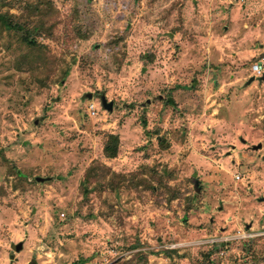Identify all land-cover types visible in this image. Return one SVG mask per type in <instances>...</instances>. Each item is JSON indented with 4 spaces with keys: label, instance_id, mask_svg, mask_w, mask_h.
Segmentation results:
<instances>
[{
    "label": "rangeland",
    "instance_id": "rangeland-1",
    "mask_svg": "<svg viewBox=\"0 0 264 264\" xmlns=\"http://www.w3.org/2000/svg\"><path fill=\"white\" fill-rule=\"evenodd\" d=\"M51 1L42 46L0 25V264H200L220 241L208 264H264V0ZM77 3L88 36L66 51Z\"/></svg>",
    "mask_w": 264,
    "mask_h": 264
},
{
    "label": "trees",
    "instance_id": "trees-1",
    "mask_svg": "<svg viewBox=\"0 0 264 264\" xmlns=\"http://www.w3.org/2000/svg\"><path fill=\"white\" fill-rule=\"evenodd\" d=\"M87 6H91L92 0H84ZM10 3V2H9ZM27 13H22L21 15H16L11 13L9 10L0 11V25L8 30H13L16 34H19L21 40L29 46H42L39 43L37 37L40 35H47L49 37H54V29L59 23V18L57 17L58 9L56 10L53 2L51 0H38L36 2L23 1L22 4ZM56 12V13H55ZM37 17V19H35ZM63 48L66 51H71L78 40L86 38L88 36L87 25L81 18V11L79 3L72 6L70 12L67 13L64 19L63 35H62ZM122 37L120 34H114L111 38L107 40H99L95 42L94 49L99 51L101 47L112 51L115 45H118L119 40ZM114 61L116 63V68L120 67L121 59L118 54H114ZM153 54L144 53L141 54L140 58L142 61L146 59H153ZM194 84L189 85L193 87ZM167 105L177 106V101L174 96H169L166 101ZM159 138V143L164 147L169 145V142L164 136H159V130L155 131ZM120 146V135L119 133L111 132L108 134L107 141L103 148V155L108 158H114L118 155ZM91 170L88 171L90 173ZM225 243L215 242L212 249L205 252L204 260L200 264H208L213 258L212 255L219 250V248Z\"/></svg>",
    "mask_w": 264,
    "mask_h": 264
},
{
    "label": "water",
    "instance_id": "water-1",
    "mask_svg": "<svg viewBox=\"0 0 264 264\" xmlns=\"http://www.w3.org/2000/svg\"><path fill=\"white\" fill-rule=\"evenodd\" d=\"M254 79H255V76H252V77L250 78V82L253 81ZM258 79H259V80L264 79V74H263L262 76H260ZM93 95H94V93L91 92V91H90V92H86V93L83 94L82 98H83V99H86V98H89V99H90V98H93ZM101 103H102L103 107H104L105 109L109 110V111H112V110L114 109V102H113L112 100H108V99L106 98V96H104V95L101 96ZM261 146H262V143L260 142L259 144H254V145H253V148H254V149H257V148H260ZM36 178H37V180H39V181H41V180H45V179H46V177H41V176H37ZM259 199L264 201V196L260 197ZM22 246H23V242L20 241V242L15 246V248H16V250H20V249L22 248Z\"/></svg>",
    "mask_w": 264,
    "mask_h": 264
},
{
    "label": "built area",
    "instance_id": "built-area-1",
    "mask_svg": "<svg viewBox=\"0 0 264 264\" xmlns=\"http://www.w3.org/2000/svg\"><path fill=\"white\" fill-rule=\"evenodd\" d=\"M251 71L255 77H259L264 74V57L261 58L260 60L255 61L251 65ZM87 105H88L90 114L96 115L98 112L96 102L93 99H90Z\"/></svg>",
    "mask_w": 264,
    "mask_h": 264
},
{
    "label": "flooded vegetation",
    "instance_id": "flooded-vegetation-1",
    "mask_svg": "<svg viewBox=\"0 0 264 264\" xmlns=\"http://www.w3.org/2000/svg\"><path fill=\"white\" fill-rule=\"evenodd\" d=\"M260 143V142H259ZM258 143V144H259ZM262 143V146L260 147V148H257V150H260V149H262L263 147H264V143L263 142H261ZM254 145V144H253ZM253 147V146H252ZM259 156H261V158H263L264 159V152H259ZM262 196H264V194H262L261 196H258V199L260 198V197H262ZM260 200V199H259ZM263 201V200H262Z\"/></svg>",
    "mask_w": 264,
    "mask_h": 264
}]
</instances>
